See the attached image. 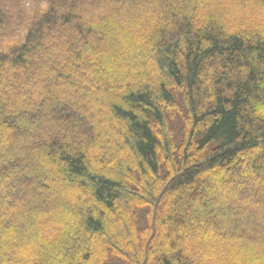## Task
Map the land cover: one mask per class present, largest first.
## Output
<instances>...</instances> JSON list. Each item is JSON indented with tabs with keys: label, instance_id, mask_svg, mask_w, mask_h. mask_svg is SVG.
<instances>
[{
	"label": "trees",
	"instance_id": "16d2710c",
	"mask_svg": "<svg viewBox=\"0 0 264 264\" xmlns=\"http://www.w3.org/2000/svg\"><path fill=\"white\" fill-rule=\"evenodd\" d=\"M14 5L0 3V264H264V221L247 236L234 199L202 192L264 183V0ZM47 191L79 199L60 210Z\"/></svg>",
	"mask_w": 264,
	"mask_h": 264
},
{
	"label": "rangeland",
	"instance_id": "374dc122",
	"mask_svg": "<svg viewBox=\"0 0 264 264\" xmlns=\"http://www.w3.org/2000/svg\"><path fill=\"white\" fill-rule=\"evenodd\" d=\"M222 2V1H221ZM1 6L2 8L7 12L10 13L12 11L17 10L15 7V0H1ZM223 4V2H222ZM225 9L230 13L231 11L236 12V17L237 20L239 22H242V18H244L243 15V8L239 7L238 4H236L235 2H230L228 4H225ZM231 9V11H230ZM49 37H51V32L46 33L45 35V39L43 42V48L47 51H49V43H48V39ZM111 43L108 42V44ZM8 71L4 72V80H5V86L2 88L3 92H5L8 96H11L13 99H18L20 98L19 96V91L21 88V79L22 77L20 75H13L12 74H8ZM7 73V74H6ZM17 74V73H16ZM15 148H18L17 145H14ZM222 177V176H221ZM225 178H218V179H211V180H205L204 181V189L202 190V192L207 193V195L210 197L211 196V202L210 205L211 207L214 208H227L228 206L225 205V203H223L222 201H226V199H234L233 202L234 204L237 205V207L243 212L242 215L239 216V219H241L245 224L243 226V230L245 231V234L248 236L251 233L257 231V226H259V224H261L264 221V211L263 215H258L256 219H254V221H251L249 218L254 215V213L256 214L255 210L256 208L259 207V205L256 204V200L255 203H250L248 201H246L245 199H249L248 196V192L252 191L254 194V197L257 198V200H262L264 199V183H257L254 180L245 182V181H240L238 178H236V175H227L224 176ZM209 187L211 189H209ZM231 187V188H230ZM65 189L67 187H64ZM64 189V190H65ZM5 193L9 194L10 191L9 189L4 190ZM64 193H60L61 196H59L57 193L55 192H51V191H47V195H53L54 197V201H55V207L60 209V210H73L75 207V204H77V201L79 198H75V197H70L65 193L66 191H63ZM197 193V192H196ZM200 194V193H199ZM191 197H195L196 194H191ZM223 196V197H222ZM6 202L10 201V197L8 198V196L6 198H4ZM264 202V200L262 201ZM258 203V202H257ZM231 204V203H230ZM229 204V206H230ZM168 209L170 212H174V208L171 204L167 205ZM189 208V204H183L182 205V209H186ZM237 208H234V211ZM122 210H125V207H122ZM260 211V210H259ZM248 212V214H250L248 216V218L244 219V214ZM161 216V215H160ZM227 223V222H226ZM228 224V223H227ZM215 225V222L210 219H204L199 225H190L189 230L190 231H195L198 230L200 233L203 232V230L207 229V228H211ZM227 228L229 230H234V227L231 226L229 224V226H227ZM164 231H170V229L168 227H166V229H163Z\"/></svg>",
	"mask_w": 264,
	"mask_h": 264
}]
</instances>
